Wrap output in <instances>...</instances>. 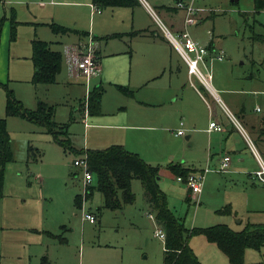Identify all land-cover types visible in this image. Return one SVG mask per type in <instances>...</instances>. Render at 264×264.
<instances>
[{
  "label": "rangeland",
  "instance_id": "374dc122",
  "mask_svg": "<svg viewBox=\"0 0 264 264\" xmlns=\"http://www.w3.org/2000/svg\"><path fill=\"white\" fill-rule=\"evenodd\" d=\"M182 1L189 3L196 10H209L203 13V16L207 17L195 30V35L206 45L210 38L208 29L214 30L216 45L226 55L224 62H214L209 65V69L216 81H221L232 90L228 95L230 103H226L227 106L235 114V108L244 105L247 118L252 122L261 118L264 112L257 113L254 110L259 105L264 111V46L260 42L253 41L252 36L255 33L264 34V10L255 13V0H239L237 4L230 0ZM148 2L153 8L165 6L178 9L177 0H148ZM58 6L57 15L66 23L74 24L78 20L83 30L95 29L102 33L124 32L125 34H121L126 35L124 40L131 39L129 35L133 31L130 21L120 15L112 16L110 9L104 10L101 18L104 21L103 26L93 27L89 13L86 15L72 5ZM17 9L10 8L8 16L10 21L13 20V16H18ZM3 11L1 7V13ZM139 12L141 21L142 18L146 19L140 10ZM156 12L157 17L168 27V30L177 36L168 26L165 13ZM183 15V11L177 10L172 11L170 16L180 22ZM142 23L150 24L143 21ZM152 23L156 28L155 19ZM3 26L0 27V83H2L0 118L6 117L7 95L8 91H12L15 98L30 110L36 109L38 101L52 104L55 108V120L58 124L69 126V134L76 148L87 146V139L90 147L105 149L112 145L109 141L112 135L108 133H112L111 129L116 128L96 125L89 133L80 113L74 115L78 101L87 99L89 93L102 84L104 87L101 98L102 112L113 114L126 107L128 120L140 118L143 121L150 118L155 119V125H159L161 117L165 116L168 119L169 130L163 135L160 131L145 132L141 131L143 129H137L143 133L140 136L144 140H140L138 146L143 154L150 152L151 164L159 167V177L165 178L164 181L158 180L159 188L167 197L168 208L185 223L186 228L204 229L225 224L234 231H242L250 223H264V212H255L257 208L264 210L262 184H256L247 178L239 181L236 176L230 174V170L227 175L212 170L206 176L204 195L201 193L196 204L192 199L190 202L186 201V187L177 182V176L172 171L165 172L166 156L170 154L169 158H171L172 152L176 153V159H189L187 163H191L190 160L199 161L203 158L209 143L206 136L198 138L196 147H191L185 137L182 138L184 140H180L173 130L179 128L181 121H184L187 129L193 125L206 127L209 123L207 116L210 113L203 108L195 109L196 106H200L195 102L187 104L186 114H183L185 116L179 113V102L175 106L169 102L167 106L155 109L141 107L139 101L137 104L133 102V99L137 98V91L129 84H125L124 82L127 81L124 80L127 77L119 75L117 71H126L127 76L134 71V78H143L150 66L149 57H156L155 51L144 56L142 54L140 56V52L136 53L132 59L130 54L126 53L124 44L118 40H111L113 42L110 43L115 50L119 47L121 49L118 51L124 50L125 53L113 61L107 62V60L104 63L107 71L103 79L101 76L94 77L85 84L79 83L70 76L62 51L63 65L56 83L34 86L33 63L30 60L32 53L29 46L31 29H20L21 27L16 25L17 37L20 38L11 43V26L8 28ZM41 32L49 41L53 40V44L57 43L55 38L59 35L53 34L49 29H43ZM134 43V46L139 48L141 44H146L139 42L138 39L134 40ZM11 49V55L18 50L22 53V60L28 57L26 62L17 65L16 71L8 68L9 65L14 69V65L19 63L15 60L9 64ZM53 50L61 51L62 47L56 44L53 45ZM140 51L145 53L146 49L141 47ZM167 51L165 48L164 52ZM173 51L174 69L179 65L183 71L182 75L177 71H173V74L175 77L179 75L182 83L184 80L187 81L188 68L181 56ZM112 73L119 75L113 82ZM167 75H170L169 71ZM128 93L132 95L129 96ZM149 94V90L144 92L146 98H149ZM214 117L220 120L219 111ZM86 118L88 119V115ZM7 126L14 140L13 151L16 162L6 168L4 197L0 201V264H162L164 241L156 237V231L159 230L155 221L156 213L153 208L148 207L147 196L140 180L132 181L135 201L132 205L125 206L123 210L102 209L99 212L98 208L103 207L104 199L97 191L94 192L91 202L84 204L81 209L77 208L74 204L75 197L84 193L83 171L73 165V153L65 151L54 141L52 135L45 134L43 129L24 119L7 118ZM37 129L43 132L40 133ZM29 148H33L42 161L27 163ZM213 175L218 176L219 179L208 183ZM255 199H258L256 203ZM90 209L99 214L96 224L83 220L84 212H89ZM225 211L227 213H224ZM60 239H66L68 243H62ZM203 241L207 240L202 235H194L189 241L190 247L197 251L202 264H230L224 254L227 262L223 263L217 259L216 252L208 250L205 246L207 244H203L206 242ZM245 264H264V248L261 251L247 250Z\"/></svg>",
  "mask_w": 264,
  "mask_h": 264
},
{
  "label": "crops",
  "instance_id": "0c3cea01",
  "mask_svg": "<svg viewBox=\"0 0 264 264\" xmlns=\"http://www.w3.org/2000/svg\"><path fill=\"white\" fill-rule=\"evenodd\" d=\"M139 1H140V5L135 8H108L111 10L112 16L120 15L122 18H125L127 21H130V23L132 24V31H133V33L129 35L131 36L130 41L127 39L124 40L126 35H121V34H125L124 32L121 33V32H106L105 31L104 33H102L99 30L96 31L95 29H93L91 30L93 32L92 33L89 30L88 31L83 30L78 20L75 21L74 24H69V23H66L60 20V18L57 15L58 7H59L58 5H63V4L64 6L72 5L77 10H82L86 15H88V13L90 14L92 18V22H93V27H96V25L98 27L103 26L104 21H102L101 18L104 15V10H107V9H101V13H95L93 11L94 5L92 3V0H58V2L56 0H0V27L4 25L6 28H8L9 26H11L12 28L14 24L15 26L18 25L19 27H21L20 29H23V28L31 29L30 38H29L30 47L34 39H39V40L48 42L52 50H53V45L59 44L62 47V50L61 51L53 50V51L60 52V53L63 51L65 60H66V57H65L66 48L72 49V48L78 47L81 43L85 42L87 39V36L90 33H92L99 46V57L101 61V74H100L101 79H103V76L106 75V71H107L105 67L106 64L104 65V63L107 60H108L107 62L113 61L118 56L125 53L123 52L124 50L118 51L121 49L119 47L117 48L118 50H115L110 43L111 40H118L120 43L124 44L127 49L126 53L130 54L132 59H134L136 53L138 54L140 52V56L141 54L142 56H144V54H150L153 51H155L156 57L155 58L149 57L150 66L149 68H147V71L145 72V76L143 78L141 77L134 78V71H131L130 75L128 76H127L126 71H117L119 75L127 77V79L124 80L127 82H124V81L123 82L125 84H129L133 89L137 91V98L133 99V102L137 104V101H139V105L141 107L144 106V107L151 108V109L159 108L162 106H167L169 102L173 104V106H175V104L179 102L178 110L181 115L186 114L188 103L195 102L197 103V105H200V106H196L195 109L203 108V109L208 110L210 113L207 116V119H209V123H208V126L206 127L193 125V127H191L190 129H187L185 127L184 121H181L179 128L177 130H173L175 131L174 132L175 136L178 137L180 140H184L182 138L185 137V139L189 141V145L191 147L193 146L196 147V142L198 138H200L201 136H206L209 139V143H208V146H206V153H204L203 158L200 159L199 161L190 160L191 163L189 162L187 163L189 159H184V160L176 159L175 158L176 153L172 152L173 154L171 158H169L170 154L166 156L167 167L165 169V172H171L170 167L174 165L180 166L184 169L191 170L194 172L202 170L207 166L212 169H217L221 164L222 158L226 154H228L232 158L230 174H232L233 176H236L239 181H243L244 179L247 178V179H251L256 184L257 183L260 184L253 175V173L257 171L259 168L257 159L255 158V155L247 142L245 134H243L236 127L231 116L235 117L236 120L240 123V125L243 127L246 134L250 137L252 142L255 144L256 149L258 150V152L261 154L262 158L264 159V134L262 135L264 128L262 127V123H261V119L264 117V114L261 118H257L255 121L252 122L251 120L247 118L244 105L236 107L235 108L236 113L234 114L226 104L228 102L230 103V98L228 97V95L230 94V91L232 90L228 89L227 85H225L221 81L219 80L216 81L215 76H213L212 91H209L208 89H206V87L200 84V82L195 77H190L188 70H187V81L184 80L181 83L179 75H182L183 71L181 70V67H179V65L178 67L174 69L175 64H174V51L173 50L175 49L172 47V45L166 39L165 35L162 33V30L159 28L158 20L161 23L163 22L160 20V18L157 17L156 11L165 13L164 17L168 23V26L177 35L184 32L187 29L189 33L191 34V36L193 37V39L199 42L202 46H204L205 48L211 51H220V49L217 47L216 42H215L216 40H215L214 30L208 29V32L210 31L209 33L210 38L206 45L201 43L195 35V30L198 29V27L202 25V22L207 17V16L204 17L203 13H207L209 12V10H205V9L198 10L199 12L195 15L197 23L195 25L187 27L185 24V19H186L187 14L185 11L179 9L178 6H177L178 9L167 8L165 6H156L155 8H153L148 2V0H139ZM179 3H182L185 6H192V5H189V3H185L182 0H177V5ZM1 7H3V10H4L3 13H1ZM12 7L16 9L18 8L19 11L17 9L18 16L17 17L13 16L12 17L13 20L10 21L8 19V16H9L10 8ZM139 10L142 12V14L146 18V19L142 18V21L144 23L148 22L150 24L144 25L142 23L141 17H140L141 14ZM177 10L184 12V15H183L184 17L180 22L177 18L170 16L172 14V11H177ZM20 14L26 18H23ZM154 19L156 22L155 23L156 28L153 27V23H152V20ZM49 24L60 25V26L71 29V31L73 32H69L66 35L56 36L55 40L57 43L53 44L54 41L53 40L49 41L47 38L43 36L41 32L43 29H49L53 33V31L48 26ZM165 27L168 29L166 25ZM211 31H212V34H211ZM16 34H17V27H16ZM55 35H58V34H55ZM115 35H117L118 37H113ZM10 36H11V32H10ZM73 36H75V38H72ZM3 38H4V34H3ZM136 39H138L139 42L146 43V44H141V47L146 49L145 53H142L140 51L141 47L139 48V47L134 46L135 44L134 40ZM165 48L168 50L166 53L164 52ZM11 54H12V49L9 55V64H11V62L15 60L19 62L14 65V69H12V66L8 65V68L11 71L12 70L16 71L18 68L17 65H19L20 63L26 62L28 60V57L24 58L25 60H22V57H21L22 53H19L18 50L15 51V54L14 53L13 55ZM30 60H31V57H30ZM215 62L217 63L219 61H215ZM135 64L136 62L133 63V66ZM21 66H24V65H21ZM26 66L27 65H25V67ZM185 66L187 67L186 63H185ZM0 71H1V65H0ZM33 71H34V67H33ZM167 71H169L170 75H167ZM173 71H177L179 75L175 77L173 74ZM215 72L216 71H214V73ZM111 75H112V80H111L112 82L116 81V78L119 76L114 73H112ZM165 75H167L168 77ZM72 78L77 80L79 83L80 82L82 84L86 83L84 78L82 77H72ZM99 87L101 88L103 87V85L99 84L98 88ZM146 90L150 91L149 98H146L144 96V92ZM223 94L225 95L224 96L225 98L223 97ZM83 101L84 99L79 100L78 103L76 104L74 115L77 116L79 115L78 113H80V117H82V120L84 121L83 123L86 126L85 128H88V132L90 131L92 127L96 125L111 126V127L116 128V129H111L112 133H108L112 135V137L109 140L110 143L112 144L111 146L113 145L123 146L129 152L135 153L139 155L140 157H142V159L147 164L154 166L151 164L152 163V161L150 160L151 158H149V157H152L150 152H148V154L147 152L143 154V152L140 150L138 146L139 141L140 140L144 141V140L140 136V134H143V133L142 132L140 133V130H137V129H143L141 131H145V132H149L150 130H152V132L159 133L160 131L161 134L163 135V133H166L169 130L167 128L168 119L165 116L161 117L159 125H155V119H150V118L147 120H143V121H141L140 118L135 119V120H132V119L128 120L129 115L126 111V107L125 108L123 107L121 108L120 112L113 113V114H107L102 111H101V115L92 116L88 114V119H87L85 117V108L83 107ZM47 103L49 105H52L49 102ZM191 108L193 109V106ZM258 109H260V111H258ZM217 111H219L220 120L214 117V114ZM254 111L257 113L264 112L263 108L259 105L255 107ZM81 113H83L82 116H81ZM193 113H190V114H193ZM89 119L91 120L90 123H89ZM207 119H206V123L208 121ZM213 121L218 122V124L222 126L223 132H217V131L210 132L209 131L210 123ZM175 124L177 125V120H175ZM181 129L184 131V135H178V132ZM39 130L40 129H37L38 132L40 133L43 132ZM88 138H89V134H88ZM252 138H254V140ZM70 139H71V135H70ZM12 142H13V147H14L13 139H12ZM86 142H87L86 143L87 146L80 148V149L76 148L75 144L73 146L75 147L76 151H83V154H85L88 150L104 149V148H92L96 146L90 147V142L87 141V139H86ZM72 153L74 156V160L75 158L83 156V155L76 156V153L74 152ZM27 157H28V153H27ZM15 162L16 160L13 163ZM26 162L28 163V160ZM225 174L227 175V173ZM159 175H160V172H159ZM76 176L77 175L75 174V177ZM76 178H78V176ZM158 179L159 181H164L165 178L159 177ZM215 179H219V177L216 175L211 176L208 180V183L214 181ZM218 182L219 181H217V183ZM205 188L206 186L204 185L202 195H204ZM77 196L78 195H76V197ZM93 198L94 196L88 202H91ZM185 198L187 202H190L188 201L190 197H189V191L187 190V188H186ZM257 200L258 199H255V203ZM148 207H149V204H148ZM89 212L95 215L96 217L95 223H90V222L89 223L96 224L98 220L97 217L99 214L94 212L92 209H90ZM255 212L257 213L264 212V210H260V208H257ZM253 224H264V223L254 222ZM239 231L240 230H238L237 232ZM50 234L54 236L52 233ZM60 242L68 243V240L60 239ZM203 242H206L203 244H207L205 246L208 250L216 252L217 259H220L221 262L223 263L227 262V260L223 256V253H221V251L217 248L215 244H210L207 241H203ZM195 254L198 257L197 251L195 252ZM44 259L45 261H47V257H45ZM137 264H141V263H137ZM162 264H164V245H163Z\"/></svg>",
  "mask_w": 264,
  "mask_h": 264
},
{
  "label": "trees",
  "instance_id": "16d2710c",
  "mask_svg": "<svg viewBox=\"0 0 264 264\" xmlns=\"http://www.w3.org/2000/svg\"><path fill=\"white\" fill-rule=\"evenodd\" d=\"M95 7L135 8L140 5L139 0H92ZM264 10V0H255V13ZM53 33L66 35L71 29L56 25H48ZM113 37H118L117 35ZM121 37V36H120ZM17 38L16 26L11 28L10 42ZM253 41L264 46V34H253ZM31 61L34 67L32 83L38 85H53L61 73L63 55L53 51L48 42L34 39L31 43ZM2 83H0L1 85ZM131 96V93H128ZM103 88H95L89 93V114L101 115V98ZM85 108V100L83 101ZM19 117L39 128L46 134L52 135L54 141L65 151L76 153V156L86 155L89 171L93 181L86 188L85 202L87 203L99 192L104 199L103 207L108 210H123L132 205L135 195L132 192V181L140 180L147 196L150 208L156 213L157 226L165 233L164 264H202L190 247L189 241L194 235H202L207 242L215 244L228 258L230 264H245V254L249 249L261 251L264 248V224L250 223L242 231H234L228 225L219 224L204 229H188L185 223L168 208L167 197L159 188V167L147 164L139 155L129 152L123 146L113 145L102 150L76 151L70 139L69 126L58 124L55 120V108L48 103L39 101L35 110L25 108L17 100L12 91H8L6 117L0 118V201L4 197L5 174L9 164L15 161L12 138L8 131L7 118ZM264 128V117L261 119ZM262 134H264V129ZM66 137L65 139L63 137ZM28 163L40 160L33 148H29ZM170 170L186 179L192 172L180 166H171ZM190 201V198L188 199ZM77 208H82L83 196L75 199ZM224 213H227L226 211Z\"/></svg>",
  "mask_w": 264,
  "mask_h": 264
},
{
  "label": "built area",
  "instance_id": "2783aa9c",
  "mask_svg": "<svg viewBox=\"0 0 264 264\" xmlns=\"http://www.w3.org/2000/svg\"><path fill=\"white\" fill-rule=\"evenodd\" d=\"M177 6L179 9L185 11L187 14L185 19V24L187 27L195 25L197 23L195 15L199 12L198 10L194 9L193 6H185L182 3H179ZM93 11L95 13H101V9L94 6ZM158 24L166 39L186 63L190 77H195L200 82V84L206 87V89L212 91L213 74L212 71H210L209 69V65H212L215 61H224L226 58L225 53L221 50L211 51L205 48L199 42L193 39L187 29L184 32L178 34L177 36H174L165 27L163 23L159 21ZM65 57L71 77H82L84 78L86 83H89V81L94 77L100 76L101 61L99 57V46L92 33H90L87 36L86 41L81 43L78 47L72 49L66 48ZM85 103L86 117L89 114L88 98L85 99ZM258 111H260V109H258ZM231 118L236 127L243 134H245L247 142L259 164L258 170L255 171L253 175L255 179L264 186V159L256 149V146L252 142L250 137L246 134L243 127L236 120V118L233 116H231ZM209 131L223 132V128L218 123L211 122L209 126ZM178 135H184V131L182 129L179 130ZM231 163V156L226 154L221 160L220 167H218L217 169H212L207 166L202 170L192 172L186 179L178 176L177 181L186 186L187 190L189 191V197H191V199L197 204L199 202L200 195L203 191L207 174L212 170H217L220 173H228L231 167ZM73 165L82 169L83 171V208L84 204H86L84 200L86 196V188L92 183L93 175L89 171L86 155L75 158V160L73 161ZM83 220L90 223H95L96 217L92 213L86 211L84 212ZM156 237L161 239L162 241L166 240V235L161 229L156 231Z\"/></svg>",
  "mask_w": 264,
  "mask_h": 264
},
{
  "label": "water",
  "instance_id": "95a60500",
  "mask_svg": "<svg viewBox=\"0 0 264 264\" xmlns=\"http://www.w3.org/2000/svg\"><path fill=\"white\" fill-rule=\"evenodd\" d=\"M232 3L237 4L239 3V0H230Z\"/></svg>",
  "mask_w": 264,
  "mask_h": 264
}]
</instances>
